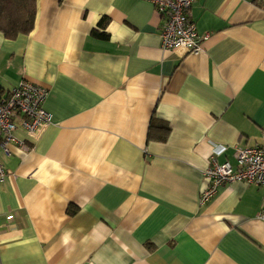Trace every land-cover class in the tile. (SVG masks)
<instances>
[{"label":"crops","instance_id":"1","mask_svg":"<svg viewBox=\"0 0 264 264\" xmlns=\"http://www.w3.org/2000/svg\"><path fill=\"white\" fill-rule=\"evenodd\" d=\"M191 17L197 54L162 49L146 0H37L29 34L0 31V98L28 80L53 114L0 152V264H264V189L200 200L212 158L263 144L264 0Z\"/></svg>","mask_w":264,"mask_h":264},{"label":"built area","instance_id":"2","mask_svg":"<svg viewBox=\"0 0 264 264\" xmlns=\"http://www.w3.org/2000/svg\"><path fill=\"white\" fill-rule=\"evenodd\" d=\"M151 2L163 16L161 47L164 50H182L185 53L201 52V40L191 9L198 0H146ZM49 91L46 87L31 81H21L6 97L0 98V152L10 155V145L19 143L16 137L18 120L33 138L53 122V114L45 107ZM237 166L231 163H218L212 158L204 171L208 180L200 200L209 202L223 184L244 182L264 189V133L263 144L255 147L238 146L235 151ZM7 171L0 158V180L4 181ZM258 219L264 221V196Z\"/></svg>","mask_w":264,"mask_h":264},{"label":"trees","instance_id":"3","mask_svg":"<svg viewBox=\"0 0 264 264\" xmlns=\"http://www.w3.org/2000/svg\"><path fill=\"white\" fill-rule=\"evenodd\" d=\"M37 13V0H0V31L9 39L29 34ZM163 131L169 126L163 125Z\"/></svg>","mask_w":264,"mask_h":264}]
</instances>
